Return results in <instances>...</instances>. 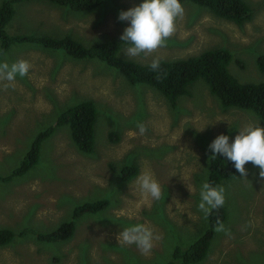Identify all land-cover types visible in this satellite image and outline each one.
<instances>
[{"label": "rangeland", "instance_id": "rangeland-1", "mask_svg": "<svg viewBox=\"0 0 264 264\" xmlns=\"http://www.w3.org/2000/svg\"><path fill=\"white\" fill-rule=\"evenodd\" d=\"M246 1L253 18L243 25L186 1L184 16L177 20L176 32L165 47L130 58L124 54L128 45L121 56L150 64L156 57L183 59L226 48L232 53L229 70L240 82L262 83L258 58L264 54V0ZM142 2L106 0L86 13L48 0L14 3L15 14L6 31L34 40L12 44L0 53V62L24 59L31 64L27 76L16 77L15 88L5 89L7 81L0 82V175L8 176L20 166L42 130L57 127L43 141L40 159L28 173L8 182L0 180V214L24 212L30 195L41 200L32 205L34 210H50L46 221L16 224L12 229L16 235L0 246V256L27 255L30 264H168L178 247L188 248L211 227L212 213L206 220L198 209L200 189L205 180L210 182L213 160H229L222 155L212 158L209 145L220 134L231 143L249 125L264 127L259 114L235 106L224 108L203 78L173 104L149 84L130 83L101 58H76L44 46V37L71 33L87 45L118 40L130 26V21L118 19L120 12ZM96 16L102 22L110 19L107 30H92L89 18L80 19ZM86 100L94 101L97 108L92 153L79 149L69 123L57 125L63 112ZM138 123L146 126L144 134ZM125 167L130 172L139 167V172L124 180ZM245 168L246 177L238 173L218 185L225 188L228 217L223 223L230 234L216 232L206 257L192 264H264V178L259 176V166ZM143 171H151L160 183L161 200L141 193L136 180ZM36 178L51 191L32 192ZM99 199L105 200V207L77 215L71 237L49 238L62 223L72 221L78 206ZM135 224H144L161 237L153 241L148 255L135 244L118 243V233ZM2 229L6 228L0 225ZM0 264L25 263L0 259Z\"/></svg>", "mask_w": 264, "mask_h": 264}, {"label": "trees", "instance_id": "trees-1", "mask_svg": "<svg viewBox=\"0 0 264 264\" xmlns=\"http://www.w3.org/2000/svg\"><path fill=\"white\" fill-rule=\"evenodd\" d=\"M21 0H4L0 7V40L2 45L0 53H5L12 44H22L25 40H34L33 37L24 34L11 35L6 31L7 24L14 16V3ZM61 4L71 10L84 12L101 5L104 0H48ZM186 1H191L201 7L209 8L217 16L234 21L239 25L252 20L253 10L246 0H180L183 5ZM44 46L57 49L73 55L76 58L94 57L101 58L110 66L118 68L132 84L146 83L160 90L174 104L182 95L189 92V87L203 78L209 85L212 94L217 96L224 108L232 106L243 109L255 110L264 121V82L262 83H242L229 70L232 60V53L226 48H212L203 51L198 55L189 56L175 60L161 59L159 71H153L149 65L128 59L121 56L127 42L109 40L97 42L91 45L84 44L71 34H65L61 38H42ZM259 66L264 72V54L258 58ZM97 119V108L92 100L83 101L67 111L63 112L57 125L67 122L72 128V138L76 145L85 153H92L95 148V125ZM42 130L37 138L33 140L31 148L21 165L7 177L0 176V179L9 180L17 175H22L36 165L40 159L41 145L45 139L54 133L55 129ZM251 162H247L245 167ZM139 172L136 167L132 172L125 167L122 170L124 180L134 178ZM239 172L234 163L225 161L223 158H215L211 166L210 184L218 186L225 178H230ZM105 200L99 199L91 204L78 206L74 212L71 222L62 223L56 234L50 237L69 238L75 231V219L77 215L84 211H92L104 208ZM228 215L224 204L218 210L212 211V224L206 233L202 235L194 244L184 249L178 247L173 260L168 264H192L203 260L208 252L210 242L215 236L214 226L217 219L226 221ZM24 231L23 233H25ZM20 234V233H19ZM16 232L12 229L0 230V246L7 244L15 237ZM178 262V263H177Z\"/></svg>", "mask_w": 264, "mask_h": 264}, {"label": "clouds", "instance_id": "clouds-1", "mask_svg": "<svg viewBox=\"0 0 264 264\" xmlns=\"http://www.w3.org/2000/svg\"><path fill=\"white\" fill-rule=\"evenodd\" d=\"M184 11L180 0H143L138 6L132 7L127 11H121L118 19L130 21V26L124 29L120 37L121 41L127 42L129 45L124 50V54L130 58L139 56L141 53L147 56L157 49L165 47L167 40L175 34L176 22L183 18ZM89 19L94 23L95 17ZM76 39L81 40L79 38ZM160 65L161 59L156 57L152 60L149 67L153 71H159ZM30 68V62L24 59L17 60L11 64L0 62V82L7 81V83L3 84L5 89L9 87L15 88L16 77L23 78L27 76ZM137 127L140 134H144L147 130L142 123H138ZM209 148L213 153L212 158L217 155L225 156L234 163L236 170L242 177L247 175L245 164L251 162L253 165L259 166V176L264 178V127L249 125L240 130L231 143L227 135L220 134L210 143ZM136 183L141 193L151 197L152 200H161L163 198L162 187L151 171H143L137 177ZM200 197L198 209L203 212L204 218L207 220L213 210H218L224 206L225 188L222 185L213 186L205 180L200 189ZM214 231L230 234V229L226 228L219 219L216 221ZM160 238L159 235H154L153 230L144 224H135L127 227L120 231L117 236L118 243L121 246L135 244L144 255H148L151 252L153 241Z\"/></svg>", "mask_w": 264, "mask_h": 264}, {"label": "crops", "instance_id": "crops-1", "mask_svg": "<svg viewBox=\"0 0 264 264\" xmlns=\"http://www.w3.org/2000/svg\"><path fill=\"white\" fill-rule=\"evenodd\" d=\"M104 3H103V5H104ZM99 7H101V6H98V7L94 8V9L88 10V11H94L95 9H98ZM88 11H84L82 13H86ZM86 18H91V17H82L80 19H84L85 20ZM108 22H110V19H105L102 22V20L99 18V16H96L95 17V21H94V25L91 22H88V27L91 28L92 30H100L101 28H103L104 30H107ZM23 175H25V174L17 175V176H23ZM0 176H2V175H0ZM2 177H7V176H2ZM14 177H16V176H14ZM11 179H9V180L0 179V180L8 182ZM31 183H32V186L30 187V189H31L32 192L33 191H39V192H44V191L50 192L51 191L50 187L40 185L42 183V181L40 179H38V178L33 180ZM20 188H21L20 186L16 187V189H20ZM27 200H28V207L25 209L24 212H20L18 210V211H15V212H6L4 214H0V215H2V217L0 219V225L2 226V228L14 229L15 228L14 226L16 224H23L25 222H28L31 219H34L36 221H46L47 220V218H48L47 216L50 213V210H48V209L47 210L39 209V210L36 211L32 207V205L34 203H39L41 201L40 197H37V196L34 197L33 195H30ZM35 211H36V213H35ZM28 214L33 215V217L28 216ZM23 232H21L20 235L24 234ZM0 259L6 260V261L17 260L18 262H22V263H25V264H30L31 262H33L32 258H30L27 255H23V254H8V253L6 254V253H4L2 256H0Z\"/></svg>", "mask_w": 264, "mask_h": 264}, {"label": "flooded vegetation", "instance_id": "flooded-vegetation-1", "mask_svg": "<svg viewBox=\"0 0 264 264\" xmlns=\"http://www.w3.org/2000/svg\"><path fill=\"white\" fill-rule=\"evenodd\" d=\"M74 38H78L77 36L73 35Z\"/></svg>", "mask_w": 264, "mask_h": 264}, {"label": "bare ground", "instance_id": "bare-ground-1", "mask_svg": "<svg viewBox=\"0 0 264 264\" xmlns=\"http://www.w3.org/2000/svg\"><path fill=\"white\" fill-rule=\"evenodd\" d=\"M51 135H52V134H51ZM51 135H50V136H51ZM50 136H49V137H50Z\"/></svg>", "mask_w": 264, "mask_h": 264}]
</instances>
